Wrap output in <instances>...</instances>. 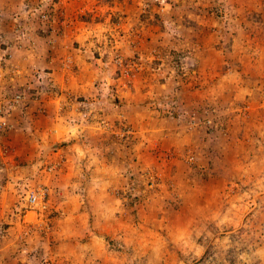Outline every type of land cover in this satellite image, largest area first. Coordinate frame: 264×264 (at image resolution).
<instances>
[{"label": "rangeland", "instance_id": "obj_1", "mask_svg": "<svg viewBox=\"0 0 264 264\" xmlns=\"http://www.w3.org/2000/svg\"><path fill=\"white\" fill-rule=\"evenodd\" d=\"M0 264H264V0H0Z\"/></svg>", "mask_w": 264, "mask_h": 264}, {"label": "built area", "instance_id": "obj_2", "mask_svg": "<svg viewBox=\"0 0 264 264\" xmlns=\"http://www.w3.org/2000/svg\"><path fill=\"white\" fill-rule=\"evenodd\" d=\"M44 192L45 190L42 186L32 185L28 187L25 193V202L29 206H33L37 211H43L45 209Z\"/></svg>", "mask_w": 264, "mask_h": 264}, {"label": "trees", "instance_id": "obj_3", "mask_svg": "<svg viewBox=\"0 0 264 264\" xmlns=\"http://www.w3.org/2000/svg\"><path fill=\"white\" fill-rule=\"evenodd\" d=\"M82 20H85L86 18H81Z\"/></svg>", "mask_w": 264, "mask_h": 264}]
</instances>
